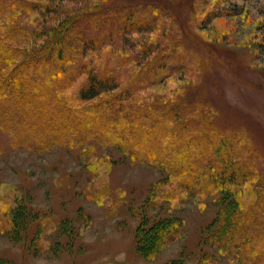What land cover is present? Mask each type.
I'll list each match as a JSON object with an SVG mask.
<instances>
[{
	"label": "rangeland",
	"instance_id": "374dc122",
	"mask_svg": "<svg viewBox=\"0 0 264 264\" xmlns=\"http://www.w3.org/2000/svg\"><path fill=\"white\" fill-rule=\"evenodd\" d=\"M30 1L46 3L0 0V24H11L0 30V51L13 48L8 71L21 49L44 39L30 31L53 25L39 7L20 6ZM119 1L127 11L145 6L155 15L122 35L92 41L85 73L99 61L123 60L125 80L149 51L161 55L155 77L129 100L177 97L213 112L218 127L245 133L240 156L254 173L211 194L163 188L171 199L157 203L152 186L168 179L167 172L91 133L67 110L81 77L61 94L67 101L52 93L29 114L15 101L0 100V264H264L262 249L247 258L214 230L226 202L238 194L246 204L252 186L264 183V0ZM144 215H174L182 224L179 236L149 260L135 244Z\"/></svg>",
	"mask_w": 264,
	"mask_h": 264
},
{
	"label": "trees",
	"instance_id": "16d2710c",
	"mask_svg": "<svg viewBox=\"0 0 264 264\" xmlns=\"http://www.w3.org/2000/svg\"><path fill=\"white\" fill-rule=\"evenodd\" d=\"M45 2L20 5L30 12L39 7L49 14L53 25L47 28L44 24L30 31L33 35H44V39L21 49V57L10 71L5 67L13 57V48L9 46L6 54L0 51L1 101H15L24 114H29L38 110L41 102L50 97L52 100V93L67 101L61 94L81 77L75 91L76 103L67 110L85 121L91 133L122 143L135 159L145 156L144 159L167 172L168 179L152 186L157 203L163 198L171 199L163 188L170 187L173 193L189 190L211 194L239 186L252 177L254 166L240 156L247 146L245 133L218 127L213 112H201L190 101L177 97L150 102L129 100L134 89L142 88L155 77L154 69L159 68L161 55L149 51L146 61L139 62L133 74L125 72V80L121 68L128 61L123 60L119 65L115 61L106 64L99 61L92 71L85 73L84 53L92 41L99 44L106 36L122 35L130 27L147 23L155 15L150 7L127 11L119 0ZM51 11L56 14L50 16ZM15 14L10 15L15 18ZM1 27L0 24V30L9 29L11 24ZM251 189L253 193L246 204L238 194L226 202L214 229L225 245L233 243L236 250L250 259L257 249L264 254V183ZM181 226V220L174 215L157 219L142 216L135 232L137 252L145 259L154 258L179 236ZM261 259L264 261V255Z\"/></svg>",
	"mask_w": 264,
	"mask_h": 264
}]
</instances>
